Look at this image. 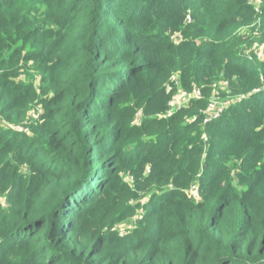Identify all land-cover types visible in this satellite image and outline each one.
Here are the masks:
<instances>
[{
  "label": "trees",
  "instance_id": "1",
  "mask_svg": "<svg viewBox=\"0 0 264 264\" xmlns=\"http://www.w3.org/2000/svg\"><path fill=\"white\" fill-rule=\"evenodd\" d=\"M254 16L249 0H0L1 117L22 124L37 77L52 92L29 134L0 122V264H264V62L236 33ZM221 72L237 98L204 121ZM172 74L201 97L169 114Z\"/></svg>",
  "mask_w": 264,
  "mask_h": 264
},
{
  "label": "rangeland",
  "instance_id": "2",
  "mask_svg": "<svg viewBox=\"0 0 264 264\" xmlns=\"http://www.w3.org/2000/svg\"><path fill=\"white\" fill-rule=\"evenodd\" d=\"M138 1H141V0H138ZM249 1L254 6V9H255L254 18H256V20L251 21L249 23L243 22L241 25H239V28L237 29L236 33L239 36L243 37L244 42L241 45H247L248 46L245 50H242V52H243L242 54L247 53L249 51V52L253 53L251 56H252V60L254 62L262 63V62H264V17H263L262 11L260 10V7L262 6V2H261V0H249ZM144 3H146V1H144ZM182 21H183V23H182L181 28H179L178 30H177V28H175L174 30L171 29V30H168L166 32L167 37H168V42L178 43L182 39L185 38L184 37L185 33H184L183 29H184V27L187 26V24L191 23L189 11H187V13L184 16ZM146 37H149L150 40H153V38L150 36H146ZM162 40H164V39H162ZM31 74H32V72H31ZM170 81L171 82L173 81V87L167 85L166 86L167 90L170 91L173 88V90H175V92H178L180 90L179 88L184 89L183 86L178 84V82H177L178 76L176 74L171 75ZM223 81H227V79L224 77L223 72H221L219 74V76H217L216 79L213 80L212 82H215V87H216V89H218V91L216 93V95L218 96L217 101L223 107L226 105V108H227V106L230 103H233L237 97L231 96L229 94L228 85H224ZM16 83H18V84L22 83V85H25L27 83L25 76H21L18 79H16ZM167 84H169V83H167ZM174 85L176 87L175 89H174ZM32 86H33L34 91L36 92V96H35L34 100L28 105L29 107H28L27 113L25 115V119L23 120L22 124L18 125V124L8 123L0 115V122L2 123V125L4 127L13 126V128L21 129V130H23V132H25L27 134L30 133V130L28 128V124L33 119L37 118L40 113L44 112L43 101L52 96V92H48L47 94L42 93V91H41L42 85L41 84L39 85V78L38 77L33 82ZM176 101H175V105H177V107L178 106L184 107V106L188 105V102H177V104H176ZM204 110H205V108L202 109V111H204ZM156 117L158 119L160 118V116H158V115ZM141 120H142L141 115H139V113H135L129 124H130V126H136L137 127L141 124ZM204 144H207V142ZM20 172L25 173L26 168L21 167ZM123 178H125V176H123ZM128 183L131 185V188H132L133 182L129 181ZM186 194H187L188 199H191L193 201H199L200 200L198 193H196V190L193 187L192 188L190 187L188 190H186ZM150 197L151 196H148V197L141 196L138 200H131L130 205H132V206L137 205V204H135L136 202L149 203ZM0 205H1V207H4V205H5L4 193L1 191H0ZM143 212H144L143 209H136L134 211L135 214L133 216H129V217L123 219L122 221H120L119 223H117L114 226L115 229L121 234H126V233L130 232L136 223L135 222L136 219L141 217Z\"/></svg>",
  "mask_w": 264,
  "mask_h": 264
},
{
  "label": "built area",
  "instance_id": "3",
  "mask_svg": "<svg viewBox=\"0 0 264 264\" xmlns=\"http://www.w3.org/2000/svg\"><path fill=\"white\" fill-rule=\"evenodd\" d=\"M223 84L224 85H227V82L226 81H223ZM200 98L201 97V92L200 90H192L191 92H187L185 90H179L172 98V100L169 102V110H168V113H173L176 109L180 108L181 106H178L175 105V101H176V104L177 102H187L190 98ZM183 101H182V100ZM181 100V101H180ZM226 108V105L223 107L218 101H217V98L215 96H212L211 97V100L208 104V107L205 111V118H204V121L206 120H211V119H214V118H217L219 117L225 110ZM212 112V113H211ZM204 140H206V138L204 137ZM195 188L196 190V185H192L191 188ZM197 193V191H196Z\"/></svg>",
  "mask_w": 264,
  "mask_h": 264
}]
</instances>
